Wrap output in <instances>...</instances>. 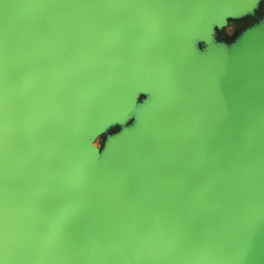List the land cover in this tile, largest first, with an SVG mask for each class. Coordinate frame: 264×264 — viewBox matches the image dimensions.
I'll return each mask as SVG.
<instances>
[{"label": "water", "instance_id": "1", "mask_svg": "<svg viewBox=\"0 0 264 264\" xmlns=\"http://www.w3.org/2000/svg\"><path fill=\"white\" fill-rule=\"evenodd\" d=\"M256 1L0 0V264H264Z\"/></svg>", "mask_w": 264, "mask_h": 264}, {"label": "flooded vegetation", "instance_id": "2", "mask_svg": "<svg viewBox=\"0 0 264 264\" xmlns=\"http://www.w3.org/2000/svg\"><path fill=\"white\" fill-rule=\"evenodd\" d=\"M261 24H264V0H257L250 6H246L242 14L229 16L226 23L222 26L215 25L212 33H210L211 44L209 42V45L206 41H198L197 48L219 49L221 47L220 43L234 42L240 37V34L252 30ZM154 100L155 98L151 95L144 94L140 97V102H151Z\"/></svg>", "mask_w": 264, "mask_h": 264}, {"label": "rangeland", "instance_id": "3", "mask_svg": "<svg viewBox=\"0 0 264 264\" xmlns=\"http://www.w3.org/2000/svg\"><path fill=\"white\" fill-rule=\"evenodd\" d=\"M102 143H103V139H98L97 140V142H96V144L100 147L101 145H102Z\"/></svg>", "mask_w": 264, "mask_h": 264}]
</instances>
